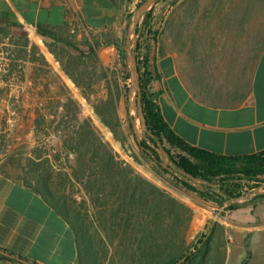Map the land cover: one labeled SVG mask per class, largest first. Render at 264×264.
Wrapping results in <instances>:
<instances>
[{"label": "trees", "instance_id": "16d2710c", "mask_svg": "<svg viewBox=\"0 0 264 264\" xmlns=\"http://www.w3.org/2000/svg\"><path fill=\"white\" fill-rule=\"evenodd\" d=\"M161 1L164 0H157L144 15L136 47L147 137L152 143L160 141L178 168L207 181V184L194 186L186 182L156 162L158 153L147 140L137 143L142 154L158 166L157 174L161 178L168 174L179 185L221 208L227 200L243 196L264 183V151L227 156L194 147L179 137L163 117L158 103L160 91L152 87V83L161 77L157 58L164 54V41L169 38L174 49L189 58L191 68L187 74L190 82L204 89L212 87L209 75L213 68L207 69L204 64L211 60L228 64V54L216 35H225L222 30L226 26L230 28L238 19L241 27L245 28L264 8V0L176 1L163 29L155 24V4ZM131 17L128 16L129 21ZM220 19L228 20L223 22ZM12 25L11 22L0 25V34H7L6 29ZM36 32L49 37L52 43L62 45V58L52 47L51 51L61 61L64 72L92 105L102 123L113 132L115 139L124 144L133 135L129 115L127 130L119 114L122 93L127 94L130 79L124 43L109 34H103V40H77L70 33L68 24L52 28L38 23ZM29 43L26 36L24 44L21 43L18 48V42H15L17 48L11 50L18 51L17 57H20ZM111 44L117 47L121 57L123 84L119 82L116 71L106 66L99 56V49ZM82 46L87 50H83ZM31 49L34 53L39 50L35 44ZM263 49L264 45H254L246 60L235 70L236 89L246 82L248 70ZM239 55L235 54L237 57L233 62ZM230 75L226 81L230 82ZM4 78L7 79V76ZM99 83H103L100 88H104V96H99ZM55 109L52 113L54 118L47 119L45 114H38L34 119L35 131L44 132L55 125L54 129L62 132L61 154L64 153L71 162L68 177L81 185L94 212H84L82 205L71 199L65 189L68 178H64L61 172H55L50 155L42 149L32 148L25 170V184L42 196L71 227L77 264H226L224 225L215 221L206 233L190 241L189 228L194 211L187 203L121 159L102 138L92 118L80 116L79 103L74 97L68 96ZM61 154L56 156V161ZM135 160L141 161L137 155ZM263 202L264 193L249 202L233 203L224 208V212L252 205V213L255 214L254 207ZM245 246L247 256L242 264H248L251 258L247 241ZM0 250V260L5 263L40 264L7 249Z\"/></svg>", "mask_w": 264, "mask_h": 264}, {"label": "crops", "instance_id": "0c3cea01", "mask_svg": "<svg viewBox=\"0 0 264 264\" xmlns=\"http://www.w3.org/2000/svg\"><path fill=\"white\" fill-rule=\"evenodd\" d=\"M72 2L85 23L98 30L122 25L128 5V0H0V25L11 22L42 39L36 25L54 28L68 24ZM246 56L240 54L235 62L230 57L225 67L216 68L223 77H209L212 87L206 89L190 82L177 52L167 49L157 58L161 77L152 87L160 91L158 103L164 119L188 144L227 156L264 151V49L248 70L246 82L236 89L233 74ZM229 75L230 82L226 81ZM33 145L31 141L18 143L0 157V248L40 264H77L71 227L25 184ZM259 205L254 207L255 214L252 205L225 212L220 223L231 236L228 262L235 256V262L242 264L247 241L251 252L248 264H264V219L258 214Z\"/></svg>", "mask_w": 264, "mask_h": 264}, {"label": "rangeland", "instance_id": "374dc122", "mask_svg": "<svg viewBox=\"0 0 264 264\" xmlns=\"http://www.w3.org/2000/svg\"><path fill=\"white\" fill-rule=\"evenodd\" d=\"M143 1L144 0H128V5L124 12L123 24L114 29L98 30L88 27L86 32H80L76 29V32L72 33L71 28L75 24L73 20L68 23V29L71 34L76 36L77 40H83L84 38H101L103 40V34L111 35L121 44L124 43L126 60L128 28L136 10ZM176 1L179 3L181 0H164L155 4V24L157 27H160L161 29L164 28L165 20L171 9L175 7L174 3ZM129 15H132L130 21L128 20ZM143 18L139 21L138 29L141 28L140 25ZM220 20L226 22L228 19ZM127 23L128 27L126 29ZM230 26V28L229 26H226L225 29L222 30L225 35H216V37L221 39L220 43L226 54L230 55L229 58L231 57V59H235L237 57L235 54H243L246 56L254 45H264V8L256 15V17L249 21L245 28L241 27L242 24H240L239 19ZM6 31H8L7 34H0V153L8 152L18 143L25 141L33 142V147L42 149L44 153L50 155L49 158L55 166V172H61L63 173L64 178H68L65 180V189L71 199L77 205H82L81 207L84 212L93 214L94 208L89 203L88 197L81 185L68 177L71 170V162L66 158L64 153L61 154L60 138L62 132L56 131L54 129L55 125H53L52 128L49 127L48 129H45L44 132H36L34 128V119L38 114H45L47 119L54 118L52 113L56 110L55 107L65 102L68 96H72L79 103L80 116L92 118L102 138L110 144L121 159L130 163L138 172L170 194L187 203L193 209L194 214L189 228L190 241H195L197 236L206 233L212 226L216 215L222 214L225 216V212L223 214L220 207L212 202L201 199L194 192L179 185L170 175L165 174L164 178H161L157 174L158 166L150 158L142 154L137 143H141L142 140L147 137V133L145 134L141 127L140 120L136 122V130H134L132 126L133 135H130L129 139L124 144L115 139L113 132L102 123L100 117L94 112L92 105L87 102L74 82L64 72L62 63L57 55L51 51L54 49L61 57L60 53L62 45L52 43V40L49 37H41L42 39H39L37 34L32 33L31 35V30L26 28L21 29L17 26H12L9 29H6ZM26 36L32 44L29 43V45L25 47L27 48V52L25 51L20 57H17L18 51H16L17 53L15 51L12 52L11 49L17 48L15 42H18V48L21 43L24 44ZM133 37L134 35H131L129 39L131 40ZM33 44L37 45L39 48L35 53L31 49ZM164 46L165 50H173L178 53L181 68H184L185 72L191 68L189 58L176 51L171 45L169 38L165 39ZM82 48L83 50H87V47L82 46ZM156 49L158 52L159 43L157 44ZM99 56L106 66L116 71L119 82L123 84V78L120 72L121 57L119 56L117 47L113 44L103 46L99 49ZM229 58H227V60H229ZM226 64L225 61L219 63L211 60L210 62L205 63L204 67L207 69L214 68L215 70L210 73L209 77L216 78V75H221L223 77L222 74L218 73L216 68L221 69L225 67ZM5 75L7 76V79L4 78ZM221 81V78H219L218 82ZM130 82L129 79L128 86L130 85ZM101 85H103V83H99V88ZM104 95V88H100L99 96ZM119 114L123 126L128 130V118L130 117L132 123L131 116L133 118L136 114L133 109L132 114L130 115L128 92L127 94H125V92L122 93L119 104ZM56 120H58V118ZM153 145H158V141L156 143L151 142L150 146L153 147ZM60 154V159L56 161V156ZM172 154H176V152L172 151ZM135 155L139 156L141 161H136ZM167 155L169 156L168 153ZM170 161L173 162L171 158ZM156 162L164 167L161 164V160H158V158L156 159ZM66 174L67 176H65ZM257 209L260 217L264 219V205H259ZM207 211L209 214L206 213ZM224 241L227 246L231 241L228 239L227 233L224 235ZM259 256L261 259L263 258L262 253H259ZM0 264L9 263L0 260ZM226 264L241 263H236L235 256H233L230 257L229 262L226 259Z\"/></svg>", "mask_w": 264, "mask_h": 264}, {"label": "water", "instance_id": "95a60500", "mask_svg": "<svg viewBox=\"0 0 264 264\" xmlns=\"http://www.w3.org/2000/svg\"><path fill=\"white\" fill-rule=\"evenodd\" d=\"M157 0H144L142 4L136 10L132 22L128 28V39L126 44V63L128 67V71L130 74V85L128 89V99L130 105V115L132 114L133 109L135 110V116H131L132 119V126L134 130H136V122L140 120L141 127L144 130V133H147V123L143 113V107L141 104V86H140V79H139V70L137 65V58H136V47L138 45V39L141 35V28L138 29V24L141 18L147 13V11L153 6V4ZM134 35V37L130 40L129 37ZM151 135V134H150ZM152 136V135H151ZM147 142L151 144V140L148 137H145ZM154 149L158 151L159 157L158 160H161V164L170 172L176 174L179 177H182L186 182L194 185V186H201L207 184V181L202 180L193 176L192 174L188 173L187 171L178 168L175 166L173 162L170 161L169 156L167 155L165 149L162 147L160 141H158V145H153ZM212 187H215L214 184H210ZM264 193V183L251 192L246 193L240 197H234L226 201L225 205L223 206L226 208L227 206L233 203H242V202H249L255 196ZM1 252V250H0Z\"/></svg>", "mask_w": 264, "mask_h": 264}, {"label": "built area", "instance_id": "2783aa9c", "mask_svg": "<svg viewBox=\"0 0 264 264\" xmlns=\"http://www.w3.org/2000/svg\"><path fill=\"white\" fill-rule=\"evenodd\" d=\"M70 8H71V10H72V12H73V18H72V20H73L74 23H75V24L73 25V27L71 28V32H72V33H75V32H76V29H78L80 32H81V31H85V32H86L89 26H88V25L85 23V21L83 20L81 14H80V10H79V8H78L77 5H75V3H73V2L71 3ZM5 153H6V152H1V153H0V157H2ZM221 210H222V212H224V207H221ZM223 217H225V216H223L222 214H218V215H216L215 218H214V222H215V221H219V222H221L222 219H223ZM227 237H228L229 240H231V236H230V234H227Z\"/></svg>", "mask_w": 264, "mask_h": 264}]
</instances>
